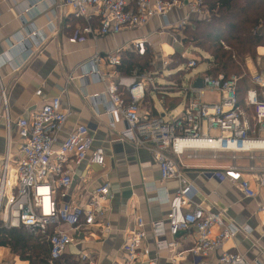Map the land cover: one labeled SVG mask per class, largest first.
Listing matches in <instances>:
<instances>
[{
    "label": "built area",
    "instance_id": "2783aa9c",
    "mask_svg": "<svg viewBox=\"0 0 264 264\" xmlns=\"http://www.w3.org/2000/svg\"><path fill=\"white\" fill-rule=\"evenodd\" d=\"M207 1L61 0V5L70 6L73 18L84 22L79 31L85 37L96 39L124 30H138L157 18L160 24L156 32L160 36L168 35L173 43L189 49L183 45V30L192 20L210 17ZM175 8L184 14L171 21L168 14ZM94 20L96 25L93 24ZM220 43L228 48L223 41ZM148 51L152 54V66L160 62L162 75L164 71H167V75L178 71L189 72L200 62L193 56L186 58L185 64L171 69L174 60L162 51L156 52L148 36H140L112 52L95 53L87 62L85 75L105 83V94L111 105L109 112L120 113L125 125L119 132L120 138L150 152L159 167L161 181L172 178L178 181V189L173 195L163 187L153 184L149 188L147 182L144 184L146 190L156 192L151 199L169 205L164 221H152L149 224L157 250L177 245L173 239H161L166 232L173 237L180 231H193L194 242L189 250L194 258L193 264H209L207 257L218 249L221 250V264H252L242 254L223 247L227 240L238 231L245 230V227L225 224L221 211L210 210L201 203L183 210L193 200L196 189L178 169L174 157L179 159L185 155L195 158L200 152H208L216 158L218 154L230 153L232 163L223 172L207 173L211 176H227L243 196H256L249 180L241 177L240 173L253 171L254 180L259 186H264V168L259 171L253 165L257 154L264 153V78L260 73L249 76L250 86L245 91L243 105H240L237 96L239 78L236 75L226 77L204 71L199 76L201 83L198 87L194 86L197 77L188 80L182 91L183 108L176 116H169V110L153 115L147 110L142 112V102L147 90H162L161 84L155 80V73L136 67L130 75H122L118 70L124 53L143 56ZM179 56L185 58L184 52L179 53ZM122 90L127 91L130 97L128 103L122 99ZM205 91L218 93L219 99L203 100ZM40 92L38 90L36 94ZM0 98L6 102L3 88ZM248 112L251 113V119ZM69 114L70 110L63 107L61 98L55 96L45 101L30 116L17 119L15 125L20 138L18 149L14 153L8 149L0 167V222L4 227L24 226L35 234H46L52 260L61 257L74 242L72 232L86 230L93 225H99L103 233L110 230L103 204L111 198L108 182L94 188L84 205L62 202L73 182L74 166L85 159L98 166H103L105 161L101 147L91 150L93 139L83 124L77 125L60 145L55 146ZM110 125L113 126V122ZM241 154L250 161L247 167L234 162ZM258 210L264 212V204ZM215 226L218 232L212 235L211 230ZM49 230L52 231L49 233ZM146 235L145 222L141 216H137L134 227L126 234L122 244L120 264H136L141 256H147L148 249L144 247ZM79 258L85 264H95L87 254H80ZM147 264L157 262L148 260Z\"/></svg>",
    "mask_w": 264,
    "mask_h": 264
},
{
    "label": "crops",
    "instance_id": "0c3cea01",
    "mask_svg": "<svg viewBox=\"0 0 264 264\" xmlns=\"http://www.w3.org/2000/svg\"><path fill=\"white\" fill-rule=\"evenodd\" d=\"M183 14L182 10L175 8L168 17L175 21ZM83 24L81 19L73 18L70 6L61 5V0H0V94L3 88L6 98V102L0 98V167L6 151L9 149L14 153L20 143L15 121L30 116L50 98L60 97L63 107L68 108L70 114L55 146L60 145L77 125L83 124L93 139L91 150L101 147L105 160L103 166L91 164L87 159L74 166L73 182L62 202L84 205L91 191L105 182L110 184L111 192V198L103 202L110 230L103 233L99 225H93L89 229L72 232L74 242L61 257L85 264L79 257L80 254H87L95 264H120L126 234L134 227L136 217L141 216L147 232L144 247L148 249V254L141 256L136 264H147L148 260H154L157 264H193L194 258L189 251L194 242L193 231H180L173 237L166 232L161 239H173L177 245L157 250L156 239L149 227L152 221L166 219L169 205L151 199L156 192L146 190L144 184L147 182L149 188L153 184L163 187L173 195L179 186L177 179L161 181L159 167L150 152L120 138L119 132L125 125L120 113L109 112L111 105L105 94V83L85 75L87 62L95 53L112 52L140 36H148L156 52L162 51L173 59V52L169 54L162 49L165 35L160 36L156 32L160 20L153 18L141 29L124 30L96 39L80 33ZM93 24H97L96 20ZM171 43L178 44L170 38ZM175 53L180 57V52ZM256 54L255 60L246 59L245 66L249 75L260 73L264 78V46L257 47ZM154 68L155 76H159H154L155 80L159 84H167L168 81L161 74L160 62L157 61ZM191 77L199 78L192 74L188 79H183L181 92L168 91L178 89L175 86H162V90L157 92L147 90L142 112L147 110L160 114L159 110H169L178 113L183 108V100L167 106L165 99L175 95L183 98L182 91ZM38 90L41 91L39 95L36 94ZM121 93L123 98L124 94L128 95L125 90ZM211 93L216 92L205 91L202 99L217 101L219 95L215 100L207 98ZM110 122H113V126ZM174 159L178 169L196 189L193 200L183 210L201 203L210 210L221 211L225 224L246 228L227 240L223 247L242 254L252 264H264V212L258 210L264 204V186H259L254 180V172L240 173L256 192V196L248 198L227 176L207 173L223 172L232 163L229 154H218L213 158L208 152H200L195 158L183 155ZM234 162L242 167L250 164L244 154ZM253 165L262 171L264 153L257 154ZM217 232L218 227H213L211 234ZM220 255V249L212 251L207 257L209 264H221ZM0 264L29 262L13 254L9 247L0 246Z\"/></svg>",
    "mask_w": 264,
    "mask_h": 264
},
{
    "label": "trees",
    "instance_id": "16d2710c",
    "mask_svg": "<svg viewBox=\"0 0 264 264\" xmlns=\"http://www.w3.org/2000/svg\"><path fill=\"white\" fill-rule=\"evenodd\" d=\"M207 4L210 17L192 20L191 24L185 27L183 45L192 53L202 52L208 56L209 66L206 72L212 75L223 74L226 77L236 75L239 78L238 103L243 105L245 91L250 86V75L245 61L248 58L255 60L257 47L264 46V0H208ZM221 41L228 48H224ZM151 55L150 51L143 56L131 52L124 53L119 67L120 73L130 75L136 67L154 72L155 66L150 64ZM171 56L179 60L177 64H171V69L187 61L186 58L178 57L176 53ZM183 72H172L163 76L168 83L161 86H175L178 89L168 91L181 92ZM124 95L122 99L124 103H128L130 97ZM181 99L180 95L168 96L165 103L167 106H173ZM51 231L49 230V233ZM0 246L9 247L13 254L28 261L29 264H77L75 260L62 257L52 260L46 234H35L24 226L8 228L0 222Z\"/></svg>",
    "mask_w": 264,
    "mask_h": 264
},
{
    "label": "rangeland",
    "instance_id": "374dc122",
    "mask_svg": "<svg viewBox=\"0 0 264 264\" xmlns=\"http://www.w3.org/2000/svg\"><path fill=\"white\" fill-rule=\"evenodd\" d=\"M163 46H162V49L163 51H165L166 53H174V52H184V55H185V58L187 59H190L191 57H193L194 55L200 60L199 64L197 65V67H195L193 70L189 71V72H183V79H188L190 76H192V74L196 75V76H202L203 72L207 70L208 66H209V63H208V56L205 54V53H196V52H193L191 53L190 49H184L180 44H170V38L168 37V35H165L163 37ZM170 46V49L168 48ZM168 50V51H167ZM176 59V58H174ZM179 60H175L174 61V65L178 63ZM184 69V67H183ZM188 71V70H187ZM167 71H164L163 72V76H167ZM156 78L159 77V76H155ZM155 78V79H156ZM218 94L217 93H211L210 95H207V98H209L210 100H215L217 98ZM159 113L160 114H163V111L162 110H159ZM166 115V114H165ZM248 117L251 119V113L248 112L247 113ZM169 116L171 117H174L176 116V113L175 112H169ZM215 131L212 132V134H214ZM223 154V153H221ZM230 155V153H227ZM232 161V159H230Z\"/></svg>",
    "mask_w": 264,
    "mask_h": 264
},
{
    "label": "water",
    "instance_id": "95a60500",
    "mask_svg": "<svg viewBox=\"0 0 264 264\" xmlns=\"http://www.w3.org/2000/svg\"><path fill=\"white\" fill-rule=\"evenodd\" d=\"M200 83H201L200 78H197L196 81H195L194 86L198 87L200 85Z\"/></svg>",
    "mask_w": 264,
    "mask_h": 264
}]
</instances>
